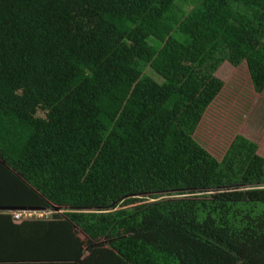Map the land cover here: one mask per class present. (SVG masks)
<instances>
[{
    "label": "trees",
    "instance_id": "1",
    "mask_svg": "<svg viewBox=\"0 0 264 264\" xmlns=\"http://www.w3.org/2000/svg\"><path fill=\"white\" fill-rule=\"evenodd\" d=\"M224 62L264 92V0H0V264H264L260 146L194 137Z\"/></svg>",
    "mask_w": 264,
    "mask_h": 264
},
{
    "label": "rangeland",
    "instance_id": "2",
    "mask_svg": "<svg viewBox=\"0 0 264 264\" xmlns=\"http://www.w3.org/2000/svg\"><path fill=\"white\" fill-rule=\"evenodd\" d=\"M148 74L161 81L155 72L148 71ZM215 76L225 85L206 110L195 131V139L222 160L236 136L243 135L256 142L264 156V92L255 90L247 63L234 67L224 62ZM52 214L50 211L26 212L23 218H42Z\"/></svg>",
    "mask_w": 264,
    "mask_h": 264
},
{
    "label": "built area",
    "instance_id": "3",
    "mask_svg": "<svg viewBox=\"0 0 264 264\" xmlns=\"http://www.w3.org/2000/svg\"><path fill=\"white\" fill-rule=\"evenodd\" d=\"M23 214H26V212H25V213H23ZM23 214H17V215H16V217H17L18 219H20V218H22V217H23Z\"/></svg>",
    "mask_w": 264,
    "mask_h": 264
},
{
    "label": "crops",
    "instance_id": "4",
    "mask_svg": "<svg viewBox=\"0 0 264 264\" xmlns=\"http://www.w3.org/2000/svg\"><path fill=\"white\" fill-rule=\"evenodd\" d=\"M3 213H5L6 214V212L5 211H3L2 213H0V214H2L3 215ZM10 213H13V214H15V212H10ZM25 213V212H24ZM33 213V212H32ZM16 215V214H15ZM30 219H33V218H30Z\"/></svg>",
    "mask_w": 264,
    "mask_h": 264
}]
</instances>
